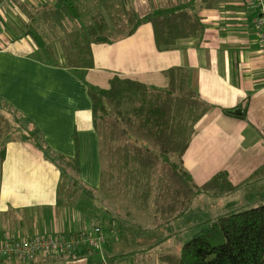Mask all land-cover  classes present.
<instances>
[{
	"label": "crops",
	"instance_id": "0c3cea01",
	"mask_svg": "<svg viewBox=\"0 0 264 264\" xmlns=\"http://www.w3.org/2000/svg\"><path fill=\"white\" fill-rule=\"evenodd\" d=\"M53 1L3 0L0 5V104L38 130L48 154L76 158L79 173L66 179L43 148L31 141L7 142L0 164V237L118 230L109 216L105 225H91L93 219L101 221L98 213L105 207L99 197L100 140L88 95L90 88H108L115 76L167 90L166 72L185 69L189 87L210 110L194 127L183 168L205 183L222 172L233 186L248 183L235 194L264 182V50L253 22L257 12L247 0H119L116 6H125L134 18L183 6L199 20L202 32L161 51L151 25L142 24L128 35L118 33L109 44L93 45V68L74 70L65 66L58 46L44 51L26 33L32 20L28 12L39 13ZM98 78L105 87L97 88ZM95 253L40 255L32 264H128L138 258L115 240L103 247V259L91 260Z\"/></svg>",
	"mask_w": 264,
	"mask_h": 264
},
{
	"label": "trees",
	"instance_id": "16d2710c",
	"mask_svg": "<svg viewBox=\"0 0 264 264\" xmlns=\"http://www.w3.org/2000/svg\"><path fill=\"white\" fill-rule=\"evenodd\" d=\"M81 1L54 0L42 16L51 28L65 30L68 24H79ZM99 3L104 12L69 34L62 46L65 66L70 70L93 68V45L109 44L116 40L114 33L128 35L142 24L151 25L154 45L161 51L174 48L179 39L196 37L202 32L199 20L183 6L156 9L143 18H134L131 10L123 6L125 21L117 24L121 20L108 0ZM27 34L39 48L49 51L39 34L32 31ZM166 77L169 85L165 91L118 76L109 81L106 89L88 90L92 126L100 140V201L132 202L152 216L156 227L179 220L191 207L196 191L218 199L233 195L248 184L233 186L222 172L197 189L193 186L183 168L182 157L195 125L210 110V105L189 87L185 69L171 68ZM131 138L140 141V146L131 145ZM20 140L43 148L66 179L79 173L76 158L67 160L52 152L48 154V148L41 146L43 140L36 128L32 127L31 132L24 130ZM6 143L0 151V164ZM114 143L119 146L112 148ZM173 157L176 160L170 162ZM171 258L163 256L160 260L167 263ZM172 264H264V205L217 218L181 247Z\"/></svg>",
	"mask_w": 264,
	"mask_h": 264
},
{
	"label": "rangeland",
	"instance_id": "374dc122",
	"mask_svg": "<svg viewBox=\"0 0 264 264\" xmlns=\"http://www.w3.org/2000/svg\"><path fill=\"white\" fill-rule=\"evenodd\" d=\"M108 3L111 4V9H114L113 13H115L116 17L118 16L117 18L121 20H117V24L118 22L122 23V20L125 21L121 8L117 7L118 4H120L119 0H108ZM81 11L82 16L79 24H68L66 25L65 30L57 27L51 28L49 23L46 22L42 16L44 11L41 10L39 13L29 11L27 15L29 17L31 16L32 20L26 27V33L29 31L37 33L43 38L45 46L52 49V46L54 48L56 45L58 46V49L62 51L61 48L64 46V43L67 42L69 34L88 25V23L91 22V17L97 15L99 12H104V8L99 3V0H82ZM121 23L119 24L121 25ZM112 26L116 25L112 24ZM114 34L116 35L118 33ZM98 80L101 83V86H97V88L106 86L103 78H98ZM158 90L165 91V89ZM0 120L2 121V127L0 128V151L6 141L20 140L21 134L24 130L31 132V129H28L25 122L14 115L6 106L1 104ZM129 143L136 146H140L141 144L140 141H135L133 138H131ZM117 145L119 146V144L116 143H114V145L112 144V148ZM173 160H176V158L173 157L170 162H173ZM187 172L196 189L205 183L206 180L201 178V176L194 172L191 174L189 171ZM247 188L248 189H245L240 193L218 199H211L202 193H197L196 191V196L188 211L180 217L179 220L173 221L169 225L162 227L154 226L152 216H147V212L139 210V206H135L136 204L132 202L131 204L127 202L120 203L118 201L114 202L106 199L108 203L104 200L102 202L100 201L105 207V209H100V212L98 213L99 216H101V221L96 220V222L93 219L91 225H105L102 221H106L109 216L112 218V221L117 223L119 230L115 241L119 242L124 249H130L137 252V255H135L138 258H133L134 262L137 264H172V260L179 256L181 247L217 218L225 216L233 211H242L255 208L261 204L264 205V182L258 185H250ZM64 193L65 192L61 189L60 195L63 196ZM111 212H113V214ZM108 223L111 222L109 221ZM106 252L107 256H111V253L108 250H106ZM100 255L99 252H96L95 255L90 256V259L94 260L93 257H95L101 260L103 257ZM39 256H37V258ZM163 256L172 257L171 262H161L160 258ZM15 261L20 262L18 260ZM127 261L128 264L134 263L132 260ZM17 264H21V262Z\"/></svg>",
	"mask_w": 264,
	"mask_h": 264
},
{
	"label": "built area",
	"instance_id": "2783aa9c",
	"mask_svg": "<svg viewBox=\"0 0 264 264\" xmlns=\"http://www.w3.org/2000/svg\"><path fill=\"white\" fill-rule=\"evenodd\" d=\"M247 2L248 7L257 12L253 22L256 26L258 41L264 50V0H247ZM103 231L100 227H94L90 232L22 239L5 233L0 238V260L15 259L22 264H31L39 255L68 257L79 249L102 254L103 246L115 240L118 235L116 228H112L109 232Z\"/></svg>",
	"mask_w": 264,
	"mask_h": 264
}]
</instances>
